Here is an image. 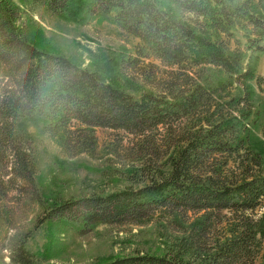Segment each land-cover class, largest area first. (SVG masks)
I'll use <instances>...</instances> for the list:
<instances>
[{
	"label": "trees",
	"instance_id": "16d2710c",
	"mask_svg": "<svg viewBox=\"0 0 264 264\" xmlns=\"http://www.w3.org/2000/svg\"><path fill=\"white\" fill-rule=\"evenodd\" d=\"M89 3L139 39L136 57L121 55L117 67L131 80L125 69L138 66L146 91L135 95L30 39L35 10L78 18ZM263 55L264 0H0V197L16 191L46 208L37 228L56 219L81 233L156 228L158 242L89 264H264V140L253 86L264 84ZM32 124L68 155L95 154L97 128L122 132L107 161L120 165L113 173L124 184L47 197ZM35 225L15 236L13 263L42 264L27 247Z\"/></svg>",
	"mask_w": 264,
	"mask_h": 264
},
{
	"label": "rangeland",
	"instance_id": "374dc122",
	"mask_svg": "<svg viewBox=\"0 0 264 264\" xmlns=\"http://www.w3.org/2000/svg\"><path fill=\"white\" fill-rule=\"evenodd\" d=\"M90 6L91 3L87 4L78 18L66 17L47 7L35 10L34 21L29 26L30 39L84 67L101 71L110 81L123 85L135 95L146 91L147 87L139 86L138 66L129 64L125 69L126 76L132 81L126 80L121 73L122 76H119L117 67L121 55L125 59L136 57L139 39L103 15L93 13ZM149 61L140 60L142 69ZM256 65V72L264 77V55ZM253 86L256 106L261 112V128L255 133L264 140V84ZM29 129L39 146L38 180L47 197L56 192L64 196H86L93 192L106 194L124 184L113 173V168L120 165L107 161L112 155L110 146L117 143L122 132L97 128L99 149L95 154L68 155L61 150L58 140L42 136L34 124ZM44 209L39 204H27L25 199L17 196L16 191L9 193L7 198L0 197V264H15L10 256L15 236L35 224L27 247L42 258V264H89L95 259L103 261L112 255H121V248L129 250L140 240L159 241L156 228L151 225L126 227L131 229L129 233L119 232L116 226L97 225L81 233L75 224L56 219L46 221L37 228L47 213Z\"/></svg>",
	"mask_w": 264,
	"mask_h": 264
}]
</instances>
